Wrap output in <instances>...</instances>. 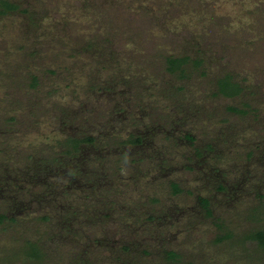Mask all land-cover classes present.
<instances>
[{"label": "rangeland", "instance_id": "1", "mask_svg": "<svg viewBox=\"0 0 264 264\" xmlns=\"http://www.w3.org/2000/svg\"><path fill=\"white\" fill-rule=\"evenodd\" d=\"M14 1L0 264H264V0ZM185 55L203 62L167 69Z\"/></svg>", "mask_w": 264, "mask_h": 264}, {"label": "trees", "instance_id": "2", "mask_svg": "<svg viewBox=\"0 0 264 264\" xmlns=\"http://www.w3.org/2000/svg\"><path fill=\"white\" fill-rule=\"evenodd\" d=\"M20 9V4L17 1L14 0H0V15H10L13 13H16ZM28 10L25 9L23 10V13H27ZM192 61L195 65H200L203 60L196 58L192 59L189 55H185L182 57H176V56H169L167 57L166 64H167V69L172 72H181L182 76H185V69H186V64H189V62ZM36 80V79H35ZM243 91V88L241 84L233 79L232 75H227L219 80V90L218 93L223 94L225 96H237L240 95L241 92ZM242 112L241 110H238ZM96 142V140L91 137V136H86L83 138H78V137H69L65 140V145L70 146L71 149L74 150V153L72 150H67L70 154L73 153L76 154V152H79L81 150V146L84 144H89L92 145ZM144 142V139L141 136H131L130 138L124 140V144L127 146H138L142 145ZM172 189L173 193L178 194L181 192V188L177 184H172ZM203 207L211 214V210L209 208V201L207 199H204L203 202ZM6 220H12L8 215L6 214H0V223L3 224L5 223ZM250 238L252 240H255L259 243L261 247L264 248V229L262 230H257L254 232ZM35 243L32 241H28V243ZM127 249V247H125ZM39 254V252H38ZM38 254L34 255L37 256ZM170 259L176 258L177 255L173 252H171L169 255ZM39 257V256H37Z\"/></svg>", "mask_w": 264, "mask_h": 264}]
</instances>
